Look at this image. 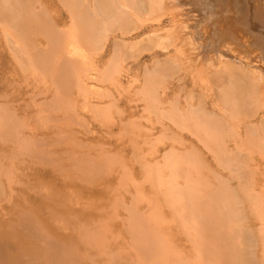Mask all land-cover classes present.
Masks as SVG:
<instances>
[{
  "label": "bare ground",
  "instance_id": "obj_1",
  "mask_svg": "<svg viewBox=\"0 0 264 264\" xmlns=\"http://www.w3.org/2000/svg\"><path fill=\"white\" fill-rule=\"evenodd\" d=\"M244 1L239 10L235 5L231 10L215 0H0V28L10 36L5 42L27 74L26 87L37 89L42 73L58 91H81L85 84L78 80L98 77L103 60L110 65L101 72L115 77L106 83L117 81V94L130 91L122 85L124 78L130 87L141 82L134 87L143 108L157 115L166 112L170 125L195 138L186 155L180 148L177 155L164 152L169 178L158 167L147 170L148 160L142 163L157 189L158 195L150 197L142 187L134 192L127 180L118 185L113 178L100 179L126 161L122 151L107 155L103 136L87 131L78 140L72 137L71 123L87 128L89 122L74 117L77 113L69 122L63 116L70 94L58 92L41 103L32 97V112L14 119L15 106L10 105L23 99L22 90L6 92L0 101V264H264V229L253 222L264 224V179L259 178L264 174V0H255L258 7L251 16ZM188 2L199 4L197 23L192 9L185 8ZM222 10L229 11L225 22L219 17ZM65 17L70 21L61 26ZM249 26L259 29L248 33ZM69 34L79 36L77 46L65 40ZM143 42L151 43L145 60L134 53ZM155 45L165 52L154 50ZM96 49L101 50L96 63L88 66L87 55ZM174 75L190 77L191 89L185 83L169 86ZM181 133L184 144L187 138ZM200 142L219 167L239 177L238 190L217 174ZM19 152L23 159L10 161ZM162 197L178 212L181 230L156 221L152 211Z\"/></svg>",
  "mask_w": 264,
  "mask_h": 264
},
{
  "label": "rangeland",
  "instance_id": "obj_2",
  "mask_svg": "<svg viewBox=\"0 0 264 264\" xmlns=\"http://www.w3.org/2000/svg\"><path fill=\"white\" fill-rule=\"evenodd\" d=\"M225 1H228V0H215V2H216V5L218 4V5H220V7H222V9H225V8H227V9H231L232 7L231 6H233L234 7V5H235V7H236V9H238L239 10V8H240V4H241V2H240V0H237V1H235V0H233V2L231 1V0H229L228 2H225ZM231 1V2H230ZM234 1H235V3H234ZM244 1V0H243ZM247 1V0H246ZM258 1V0H257ZM239 2V3H238ZM251 4H250V3ZM220 3V4H219ZM234 3V4H233ZM244 3H246V4H244ZM244 3L242 2V5H244V9L245 10H247L246 12H248V10H249V16H251L252 14L254 15L255 14V12H256V6H257V3L254 5V3H255V0L254 1H252V0H248L247 2H245L244 1ZM249 3V4H248ZM239 6H237V5ZM246 5H247V7L249 8H247L246 7ZM253 6H255V7H253ZM224 7V8H223ZM231 7V8H230ZM238 7V8H237ZM250 7H252L253 9H252V12L250 11ZM258 7V6H257ZM185 8H187V9H192L191 10V12H190V15L192 16L191 18H193V19H195V21H196V23H197V21H198V19L200 18V15H198V10H199V4H197V3H192V4H190L189 2L187 3V6H185ZM235 9V8H234ZM221 10V9H220ZM231 10H233V8L231 9ZM230 10V11H231ZM255 10V11H254ZM254 11V12H253ZM224 11L222 10L221 12H220V14H219V17L220 18H223L224 19V22L226 21V19L228 20V17H229V14L227 13V12H229V11H226V14H227V16H226V14H224L223 13ZM235 13H236V11H235ZM234 13V14H235ZM223 15H225V17L223 16ZM245 20V19H244ZM70 20H69V18L68 17H65L64 18V21L61 23V26H63V25H65V23H68ZM250 19H248V24L250 23ZM247 23V20L245 21V24ZM196 25H198V24H196ZM254 25V24H253ZM251 27V28H250ZM247 28V27H246ZM248 30L249 29H251V30H254V31H248V33H252V32H256V31H258V27H255V26H249L248 28H247ZM2 29L0 28V93H2L0 96V98H1V100L0 101H3V99L2 98H6V97H4V95L3 94H5L6 92H8V93H10L12 90H18V88L19 89H21L22 90V94H23V99H21V100H23V101H21L20 100V102H16V101H13V102H15V103H13V104H11L10 105V107L12 106V109H14V106H15V109L13 110L15 113H14V119H16L17 118V116L19 115H21V114H23V115H25V114H28V113H30V112H32V110H33V108H32V106H31V104L30 103H32L31 101H32V97H33V99H35L36 101H37V103H41V101L43 102L44 100H47L48 99V102L49 101H51V96L53 95H56L58 92L59 93H65V94H70V95H66V97H67V99H66V102L68 103V105H67V108H66V110H65V112H64V114H63V116L65 117L66 116V114H67V116H66V118H69L70 120H68V122L69 121H71V120H73V113L75 114V113H77V114H75V116L74 117H76V118H80V119H83L84 118V121L86 122V120L89 122V123H87L86 122V126H87V128H85L84 126H82V125H80V126H82V127H80L78 124H76V126H75V124H72L71 122V124L70 123H68V126H69V124L72 126V125H74L73 127H71L70 129H73V130H71L70 132H72V137L73 138H77L76 140H78V138H81L82 137V135L83 134H85L87 131H90L89 133H92V134H89V135H92V136H94V135H100V136H103L104 138H102V140H104L105 142L103 143V145H102V149H104V151H106V153L108 152V151H110V152H108L107 153V155L109 156V154H110V156L111 157H116L117 155H120V153H121V151H122V154H123V159L126 161V164L125 165H122L121 163H117V166H114L116 169H118L119 171H121V172H119L118 170H115V168H113L109 173H106V174H100V179H102L103 180V178H104V180H103V182H105V181H109L111 178H113L114 180H116L117 181V183H118V185H119V183L121 182V181H128V184H129V186H130V188H134V190H133V188H132V190L134 191V192H136V190H137V188H139V187H142L144 190H146V192L148 193V195H150V193H152L153 194V192H154V194H157V189L155 188V187H153L152 185H151V182L149 181V179H148V177H147V174L145 173V170L147 169H152V168H154V167H158L159 169H162L161 170V173L162 174H165L166 175V178H169L170 177V174H171V171L169 172L168 170V168H166V167H164V166H167V164L168 163H166L167 162V158H165L166 157V154L167 153H170V152H177L176 153V155L178 154V152L179 151H181L183 154L182 155H186L187 153H188V150H187V148L188 147H191L192 148V143H194V142H192L191 141V139L193 140V139H195L194 137L192 138V134H191V132H189L188 130L186 131V135H185V131H182V129L181 128H178V127H176V126H174V125H170L171 124V122H170V120L168 121V119L166 120V118H168V116L166 117V112H159V113H161L160 115L162 116V118H160L161 116L160 115H157V113L156 112H151L149 109V111L147 110V108H143L144 107V105H145V102L141 99V97L142 96H140V94L138 95L137 93H136V91H137V89L135 88V87H140V85L139 84H141V82L139 83V84H137L136 82L134 83L133 82V84H132V87H130L131 85V83H128L127 82V80H125L126 78H124L123 79V83H125V84H122L123 85V87H124V89H130V91H124L125 93H123V91H122V93L121 94H117V92H119L120 90L119 89H117L116 88V85H117V81H115V80H113L114 81V83L113 82H109L110 84H107L108 82L107 81H111L112 80V78L113 77H104V75H103V73L101 72V70L104 72V68L105 69H107L108 70V68L107 67H109V65H110V63H108L109 65L107 66V64H104L103 65V60H102V66H101V70H100V72L97 74L98 75V77L96 76V77H93V78H90V79H87L86 80V78H83V80H86V82L85 83H83L82 82V80H78V81H80L79 83L80 84H85V88H86V86L87 87H89V91L90 92H87L86 91V89L84 88V89H82L81 91L79 90V91H75V92H73V93H69V92H67L66 90H65V88H63V91H58L57 89H56V87L52 84V83H50V82H52V80L50 81V80H48V79H46L47 78V75H44L43 76V74L41 73L40 74V78H37V80H36V82H35V86L37 85V89H34L33 90V88L32 87H26V85H25V79H23L24 78V75H27V74H24L25 72L23 71V69L22 68H20L21 66L16 62V58H15V55H14V53H13V51H11L12 50V46H11V43H9V41L8 42H5V40L7 41L8 40V33L7 34H5L4 33V31H1ZM246 32H247V30H246ZM4 33V34H3ZM3 34V35H2ZM70 35V34H69ZM69 35L68 36H66V35H64V36H66V39L65 40H68L67 42H68V44H74L75 46H77L79 43H80V41H79V36L77 35V36H75L74 34H71L70 35V37H69ZM6 38H4V37ZM10 37V36H9ZM71 38H72V40H71ZM228 39V38H227ZM226 39V40H227ZM230 39V38H229ZM163 40H166V39H163ZM72 42V43H71ZM79 42V43H78ZM44 43H45V41H44ZM146 43V44H145ZM143 42V43H140V45L138 46V47H136L135 48V50H134V53L136 54V55H140V59H142V60H145V59H148V57H149V55L152 53V52H150L151 50H150V46H151V43L150 42ZM9 44H10V47L8 48V46H9ZM8 45V46H7ZM140 47V48H139ZM154 50H157V51H160V52H165V50L163 51V49L161 48V47H159V46H154ZM160 48V49H159ZM3 49V50H2ZM10 51H9V50ZM4 51V52H3ZM101 52V50H99V49H96V50H90V53H88L89 55H87V58L86 59H88L89 57V59L87 60L88 62H90V64H88V66L89 65H93V63L95 64L96 63V61H94V60H96L98 57V53H100ZM137 51V52H136ZM146 51V52H145ZM148 51V52H147ZM92 52V53H91ZM93 52H95L94 53V55H93ZM150 52V53H149ZM11 53H13V58L11 57L12 56V54ZM97 54V55H96ZM92 57H93V60H92ZM211 57H213V56H211ZM96 58V59H95ZM15 59V60H14ZM212 59V58H211ZM212 60H214V57H213V59ZM94 61V62H93ZM98 61V60H97ZM93 62V63H92ZM92 63V64H91ZM105 63V62H104ZM149 64V63H148ZM19 65V66H18ZM14 67V68H13ZM19 67V68H18ZM2 68H4L5 69V72H3L2 71ZM22 71H21V70ZM57 69L58 68H56L55 69V71H57ZM202 69V68H201ZM8 71V72H7ZM24 72V73H23ZM181 72V71H180ZM4 73H5V75H4ZM102 75V76H101ZM176 75H174V77H172L171 79H170V81H169V86H175V85H182V84H186L188 87H187V90L189 91L190 89H191V86H192V84L190 83L191 81H192V79L190 78V77H188V76H186L187 78H185V79H183V80H179L178 79V76L177 77H175ZM3 77H6V78H3ZM42 77H43V79H42ZM44 77H46V78H44ZM103 78V81H102V78ZM10 78V79H9ZM88 78V77H87ZM97 78H99V81H97L98 79ZM176 78V79H175ZM3 79H5V80H3ZM9 81H11V82H13V83H11V82H9ZM44 81V83H43V81ZM45 79V80H44ZM97 79V80H96ZM113 79H115V77L113 78ZM3 80V81H2ZM117 80V79H116ZM172 80V81H171ZM191 80V81H190ZM2 81V82H1ZM15 81V82H14ZM38 81V82H37ZM41 83H40V82ZM46 81L48 82V85H46L47 83H46ZM183 83H182V82ZM4 82V83H3ZM5 82H7V84H6V86H5ZM107 82V83H106ZM138 82V81H137ZM179 82V83H178ZM16 83V84H15ZM21 83H23V84H21ZM40 83V84H39ZM105 83V84H104ZM128 83V84H127ZM8 84H9V88L7 87L8 86ZM13 84H15V85H17V86H13ZM88 84H89V86H88ZM112 84V85H111ZM172 84V85H171ZM175 84V85H174ZM184 84V85H185ZM39 85V86H38ZM46 85V86H45ZM52 85V86H51ZM113 85H114V87H113ZM124 85H126L127 87L129 86L130 88H127L126 86H124ZM134 85H135V87H134ZM183 85V86H184ZM20 86V87H19ZM50 86L52 87V88H50ZM106 86V87H105ZM12 87V88H11ZM55 87V88H54ZM105 87V88H104ZM110 87V88H109ZM126 87V88H125ZM190 87V88H189ZM8 88V89H7ZM14 88V89H13ZM50 88V89H49ZM54 88V89H53ZM102 88L104 89V91L102 90ZM109 88V89H108ZM41 89H43V90H41ZM132 89H134V90H132ZM47 92H46V91ZM107 90L108 91H111L110 93L112 94H110L109 92H107ZM115 90V91H114ZM119 90V91H118ZM19 91V90H18ZM40 91H42V92H44V93H42V92H40ZM85 92V93H83V92ZM113 91V92H112ZM117 91V92H116ZM135 91V92H134ZM31 92V93H30ZM41 94H40V93ZM46 92V93H45ZM67 92V93H66ZM80 92H81V94H80ZM102 92V93H101ZM105 92H107L106 94H105ZM132 92V93H131ZM135 93V95H134V93ZM33 93V94H32ZM53 93V94H52ZM79 93V94H78ZM109 93V94H108ZM129 93V94H128ZM130 93L132 94V95H130ZM197 93H198V91H197ZM25 94H26V97H25ZM29 94V95H28ZM38 94H39V96H38ZM44 94V95H43ZM76 94H78L77 96L78 97H76ZM84 94V95H83ZM85 94H86V97H82L83 99H81V96H85ZM102 94H103V99H102ZM115 94V97H113V95ZM182 94H185V91H183L182 93H181V95ZM10 95V94H9ZM37 95V96H36ZM40 95H42V96H40ZM71 95H73V96H71ZM99 95H101V96H99ZM110 95H111V97H110ZM127 95V96H126ZM36 96V97H35ZM52 96V98H54ZM71 96V97H70ZM97 96H98V98H97ZM106 96H108V97H106ZM120 96V97H119ZM135 98H134V97ZM70 97V98H69ZM73 97V98H72ZM76 97V98H75ZM92 97V98H91ZM31 98V99H30ZM87 98V99H86ZM115 98H117V100H115ZM43 99V100H42ZM70 99V100H69ZM136 99H138L139 100V102H137V100ZM141 99V100H140ZM76 100H78V101H76ZM85 101V102H83V101ZM88 100V104H87V101ZM97 100H98V102H97ZM113 100V101H112ZM115 100V101H114ZM120 100H122V103H120L119 101ZM40 101V102H39ZM141 101H143V102H141ZM22 102V103H21ZM105 102V103H104ZM113 102V103H112ZM125 102V103H124ZM17 103V104H16ZM26 103V104H25ZM70 103L72 104V105H74L73 107L70 105ZM75 103V104H74ZM15 104V105H14ZM80 106H79V105ZM101 104H103V105H101ZM107 104V105H106ZM113 104V105H112ZM140 104V105H139ZM76 105V106H75ZM83 105V106H82ZM88 105H89V108H88ZM101 105V106H100ZM136 105H139V108H135V106ZM143 105V106H142ZM25 106H27V107H25ZM106 108H105V107ZM17 107V108H16ZM72 107V108H71ZM76 107V108H75ZM141 107V108H140ZM26 108H28V109H26ZM73 108H75V110L73 109ZM79 108H80V110H79ZM83 108V109H82ZM93 108V109H92ZM97 108V109H96ZM101 108V109H100ZM105 108V109H104ZM108 108V109H107ZM11 109V108H10ZM87 109H88V112H89V114L87 113ZM91 109H92V111H91ZM104 109V110H103ZM143 109H144V112H143ZM19 110V111H18ZM67 110H69V114H68V111ZM76 110H78V112L76 111ZM96 112H95V111ZM97 110H98V112L99 113H97ZM17 111V112H16ZM71 111V112H70ZM75 111V112H74ZM86 111V112H85ZM25 112V113H24ZM91 112H92V115H91ZM108 112H110V113H108ZM20 113V114H19ZM86 113V114H85ZM96 113V114H95ZM154 113V114H153ZM156 113V114H155ZM158 113V114H159ZM165 114V115H164ZM90 115H91V117H90ZM97 115H99V116H97ZM136 115V116H135ZM82 116H83V118H82ZM85 116H87V117H85ZM156 116V117H155ZM96 117V118H95ZM157 117H159L158 119H157ZM89 120H88V119ZM102 118H103V120H102ZM90 119H92V121L90 120ZM161 119L163 120V122L164 123H168L169 125H170V127L168 126V127H166L167 128V130H168V133H167V130H165L166 128L164 127V126H166V125H162V123H161ZM74 120H77V119H74ZM102 120V121H101ZM94 121V122H93ZM97 121V122H96ZM139 121H141L140 123H142L143 124V126H141L140 125V123H139ZM101 122V123H100ZM135 122H136V124H135ZM161 123V124H160ZM88 124H90V125H88ZM138 124V125H137ZM79 127H78V126ZM140 125V126H139ZM89 126V127H88ZM134 126H138V127H135L134 128ZM97 127V128H96ZM142 127V128H141ZM175 127H176V129L179 131V130H181V131H177L176 129H175ZM77 128V129H76ZM129 128V129H128ZM132 128V129H131ZM139 128H140V130H139ZM82 129V130H81ZM128 129V130H127ZM138 129V130H137ZM142 129V130H141ZM84 130V131H83ZM86 130V131H85ZM117 130H120V131H117ZM131 130V131H130ZM138 132H137V131ZM165 130V131H164ZM173 130V131H172ZM127 131V132H126ZM139 131H141V132H139ZM78 132V133H77ZM80 132H81V134H80ZM95 132H98V133H95ZM118 132H119V134H118ZM128 132H130V133H128ZM181 132H184L183 134L185 135V137L187 138V140H184L185 141V143L184 144H182V141H181V139H179L180 138V134H182ZM188 132V133H187ZM73 133L76 135V137H74L75 135H73ZM112 133V134H111ZM115 133H117V134H115ZM121 133V134H120ZM127 133V134H126ZM166 133V134H165ZM173 133V134H172ZM190 133V134H189ZM80 134V135H79ZM111 134V135H110ZM114 134H115V136H114ZM132 136H131V135ZM142 134L144 135V137H145V139L144 140H142V138H144V137H142ZM165 134V135H164ZM105 135V136H104ZM168 135V136H167ZM106 136H109V137H107L106 138ZM114 136V137H113ZM175 136V137H174ZM118 137H120V138H118ZM123 137V138H122ZM141 137V138H140ZM147 137V138H146ZM166 139H165V138ZM177 137H178V139L181 141H179L178 139H177ZM115 138V139H114ZM119 139V140H117V139ZM132 138V139H131ZM163 140H162V139ZM172 138V139H171ZM176 138V139H175ZM191 138V139H190ZM174 139V140H173ZM1 140V139H0ZM109 140V141H108ZM150 141V143H147V142H149ZM177 140H178V142H177ZM107 141V142H106ZM145 141H147V142H145ZM134 142V143H133ZM136 142V143H135ZM140 142V143H139ZM192 142V143H191ZM116 145H115V144ZM126 143H127V145H126ZM144 143V144H143ZM147 143V144H146ZM201 143V144H200ZM198 145L200 146V149H203V148H205V149H203V151L205 150V152H206V156H207V158H208V161L210 162V164L212 165V166H214L213 168L214 169H216V172H217V174H219L221 177H222V179H225V181L227 180L228 181V183L230 184V185H233L234 186V188H236L237 190L240 188V179H239V177L238 176H235V175H233L232 173L231 174H229V172H228V170L227 169H224L223 167H219V165H218V162H216L217 160H215L214 158H213V156H212V153L211 152H209V151H207V147L206 146H204L203 144H202V142H200ZM2 144V142L0 141V145ZM105 144H109V145H107V146H109V147H106V145ZM112 146H111V145ZM121 144V145H120ZM131 145H132V147H131ZM136 145V146H135ZM187 145V146H186ZM112 148H111V147ZM129 146H130V148H129ZM140 146H141V148H140ZM155 146V147H154ZM171 146V147H170ZM173 146H175V147H173ZM199 146H198V148H199ZM119 147V148H118ZM127 147V148H126ZM143 147V148H142ZM146 147V148H145ZM202 147V148H201ZM153 148V149H152ZM173 148V149H172ZM177 148L179 149L180 148V150L179 151H177ZM184 148H186V150L184 149ZM106 149V150H105ZM107 149H108V151H107ZM132 149V150H131ZM137 151H136V150ZM168 149H170V150H168ZM117 150H119V152H117ZM127 150V151H126ZM129 150H131V152L129 151ZM136 152H135V151ZM172 150V151H171ZM112 151V152H111ZM148 151V152H147ZM116 152V153H115ZM138 152V153H137ZM144 152H146L147 153V155H146V153L144 154ZM150 152V153H149ZM163 152V153H162ZM166 154H165V153ZM181 152H179V153H181ZM119 153V154H118ZM134 153H136V154H134ZM18 154V153H17ZM17 154H13V156L15 157V158H13L12 157V154L10 155V161H13L14 160V162H17V160H20V159H23V154L21 153V152H19V154L17 155ZM130 154V155H129ZM131 154H132V157H130L131 156ZM138 154H141V155H139L138 156ZM148 154H149V156H148ZM21 155H22V157H21ZM143 155V156H142ZM179 155H181V154H179ZM109 156V157H110ZM129 156V157H128ZM134 156V157H133ZM162 158H161V157ZM212 156V157H211ZM12 157V158H11ZM17 157H19V158H17ZM110 157V158H111ZM138 157H139V159H138ZM141 157V158H140ZM164 157V158H163ZM133 158V159H132ZM144 158V159H143ZM159 158V159H158ZM12 159V160H11ZM16 159V160H15ZM141 159V160H140ZM154 159H156V160H154ZM171 159H172V157H171ZM209 159H211V160H209ZM131 160V161H130ZM135 160H137V161H135ZM148 160V162H145V161H147ZM158 160L160 161V162H158ZM163 160V161H162ZM9 161V160H8ZM132 161H134L135 162V164H133L134 162H132ZM140 161V162H139ZM153 161V162H152ZM166 161V162H165ZM144 162L147 164V168L146 169H144V167H142V163L144 164ZM150 162V163H149ZM162 162H164V164L162 163ZM9 163V162H8ZM130 163H132V164H130ZM156 163V164H155ZM158 163V164H157ZM161 163H162V165H161ZM40 164V165H39ZM41 164H44V165H42L41 166ZM137 164H139V166H136ZM152 164V166H150ZM155 164V165H154ZM37 165V164H36ZM47 164H45V163H38V167H45ZM130 165H131V167H130ZM135 167H134V166ZM160 166H163V168L162 167H160ZM211 166V167H212ZM133 167V168H132ZM218 169H217V168ZM37 168V167H36ZM131 168H132V170H131ZM221 168V169H220ZM39 169V168H38ZM126 169V170H125ZM138 169H141V170H138ZM150 169V170H151ZM130 170V171H129ZM135 170H138V171H135ZM164 170H165V172H164ZM193 170H195V168L193 169ZM113 171V172H112ZM116 171V172H115ZM117 171H118V173H117ZM132 171H134L133 173H132ZM112 172V173H111ZM167 172V173H166ZM136 173H137V176H136ZM170 173V174H169ZM223 173V174H222ZM225 173V174H224ZM113 176H112V175ZM145 174H146V176H145ZM168 174V175H167ZM103 175H104V177H103ZM109 175V176H108ZM117 175V176H116ZM120 175V176H119ZM129 175V176H128ZM102 177V178H101ZM110 177V178H109ZM133 177V178H132ZM136 179H135V178ZM142 177V178H141ZM261 177H264V174H261L260 176H259V178L262 180V179H264V178H261ZM45 178H49V175L48 176H45ZM147 180H146V179ZM121 179V180H120ZM112 180V179H111ZM133 180V181H132ZM234 180H237V181H234ZM101 181V180H100ZM126 181V182H127ZM146 181V182H145ZM181 181H184V180H181ZM230 181V182H229ZM130 182V183H129ZM132 182V183H131ZM125 183V182H124ZM175 183V182H174ZM131 184V185H130ZM146 186V187H145ZM151 186L153 187V188H155V190H153V188L151 189ZM148 189V190H147ZM240 191V190H239ZM125 195H126V197H130V195H129V193H124ZM158 195V194H157ZM150 197H151V195H150ZM164 199H163V197H162V200L160 201V203H156L157 204V208H154L153 209V215H155V218H156V221L158 222V223H164V227H165V225H166V222L167 223H170V226L172 227V230H175V229H177L178 228V230H181L180 229V227H178V226H176V224L178 223V222H180V219H179V217H178V212H176V209L175 208H173L172 206H167L166 204V202L165 201H163ZM167 206V207H166ZM159 209V210H158ZM175 209V210H174ZM156 213V214H155ZM178 214V215H177ZM167 215V216H166ZM173 216V217H172ZM252 216H254V217H256L255 215H252ZM172 217V218H171ZM174 218V219H173ZM172 219V220H171ZM253 220V219H252ZM257 221V223L256 224H259L260 226H262L263 227V229H264V224H263V222H261V221H259V220H257V219H254L253 220V222L255 223ZM167 226V225H166ZM260 226H255L254 225V228L257 230L258 228H260ZM173 228H175V229H173ZM263 229H261V231L263 230ZM163 233H165L166 232V230L165 231H162ZM186 236V235H185ZM187 237V236H186ZM185 237V238H186ZM189 237L190 236H188L187 238L189 239ZM191 247V246H190ZM189 248V247H188ZM192 248V247H191ZM190 249V248H189Z\"/></svg>",
  "mask_w": 264,
  "mask_h": 264
}]
</instances>
